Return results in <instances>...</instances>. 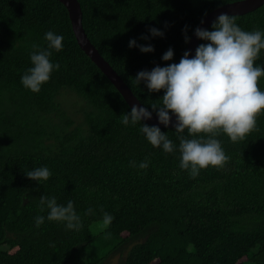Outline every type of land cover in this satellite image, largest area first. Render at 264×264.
I'll return each instance as SVG.
<instances>
[{
  "label": "trees",
  "instance_id": "16d2710c",
  "mask_svg": "<svg viewBox=\"0 0 264 264\" xmlns=\"http://www.w3.org/2000/svg\"><path fill=\"white\" fill-rule=\"evenodd\" d=\"M78 1L92 44L152 111L165 90L149 93L137 73L178 64L188 50L185 35L191 40L209 14L242 0ZM231 17L243 31L264 33V5ZM151 28L163 36L153 37ZM48 31L64 38L49 57L60 68L33 93L21 77L33 67V45L47 49ZM133 39L154 51L130 48ZM170 48L173 59L164 61ZM255 63L264 67V49ZM258 87L264 91V76ZM66 94L79 100L74 114L61 101ZM130 111L78 45L62 3L0 0V264H107L117 254L122 264H264V111L237 142L222 131L193 137L160 128L175 146L171 153L152 146L140 123L121 122ZM179 136L215 138L230 159L192 178L180 167ZM39 167L50 170L49 180L26 177ZM42 195L63 206L72 200L82 227L48 221ZM104 213L111 223L94 232ZM37 216L45 217L38 228Z\"/></svg>",
  "mask_w": 264,
  "mask_h": 264
},
{
  "label": "clouds",
  "instance_id": "9594fccd",
  "mask_svg": "<svg viewBox=\"0 0 264 264\" xmlns=\"http://www.w3.org/2000/svg\"><path fill=\"white\" fill-rule=\"evenodd\" d=\"M203 22V21H202ZM214 30L208 31L197 27L195 36L207 44H200L195 50V56L189 58L185 51L179 63L166 67L156 66L151 71L143 70L137 73L135 81L138 85L144 83L148 92L165 90L158 103L147 107L132 105L131 111L122 116V123L141 124L140 131L154 147H161L165 152L174 151V144L162 133L157 126L142 124V120L152 119L153 112L159 123L167 127L171 123L169 113L176 117L174 125L177 133H184L195 137L196 134H217L222 131L232 142L244 138L256 128V118L264 111V91L258 87L259 79L264 76V67L256 65L261 50L264 49V33L260 31H243L236 23L235 17L221 13L212 24ZM153 37L163 36L156 28H151ZM187 31V26L185 28ZM48 42L47 49L34 51L30 59L33 67L27 69L21 77V83L33 93H38L41 86L49 81L50 74L60 65L50 62L51 50L57 52L62 49L63 37L52 31L45 33ZM148 39V37H141ZM190 38L185 35V43ZM129 47H138L142 53H150L154 48L149 44L139 45L136 40H130ZM173 50H167L162 59H173ZM179 151L181 153L180 167L190 169V176L195 178L200 169L209 166L222 167L230 157L222 150L221 143L215 138L188 139L179 136ZM141 169L148 167L147 162L139 164ZM26 177L32 181H47L52 173L47 167L35 168L27 172ZM41 211L44 207L49 210L47 220L65 222L67 230H79L82 227L81 218L74 210L72 200L67 206L59 205L55 197H40ZM86 214H92L88 209ZM113 217L104 213L105 225L111 223ZM45 221L44 216L35 218L36 227Z\"/></svg>",
  "mask_w": 264,
  "mask_h": 264
},
{
  "label": "water",
  "instance_id": "95a60500",
  "mask_svg": "<svg viewBox=\"0 0 264 264\" xmlns=\"http://www.w3.org/2000/svg\"><path fill=\"white\" fill-rule=\"evenodd\" d=\"M57 1L62 3L69 13L72 29L80 48L90 57V59L98 66V68L116 87V89L123 96L130 108L132 107V105L145 107L137 99V97L118 75V73L102 57V55L88 38V35L86 34L83 26V11L80 2L78 0ZM263 5L264 0H242L232 4H227L209 14L198 27L207 30L217 20V17L221 13H226L230 16H243L261 8ZM200 42L201 40L198 39L193 33L187 50L190 53L189 58H193L195 56V50L199 46ZM169 115L171 117V123L167 127L159 123L158 117L154 113L152 114V119L142 121L151 126H157L159 128H175L174 125L177 122L176 117L172 113H170Z\"/></svg>",
  "mask_w": 264,
  "mask_h": 264
},
{
  "label": "rangeland",
  "instance_id": "374dc122",
  "mask_svg": "<svg viewBox=\"0 0 264 264\" xmlns=\"http://www.w3.org/2000/svg\"><path fill=\"white\" fill-rule=\"evenodd\" d=\"M61 101L64 103V105L68 106V112L74 114V110L79 109L80 108V104L78 103V99L73 96V95H64L61 98ZM76 118H78L77 116H75ZM106 225L105 224H100V225H94L93 226V231L94 232H99L101 229H103ZM122 258L120 254H117L116 256L110 258V260L107 262V264H122Z\"/></svg>",
  "mask_w": 264,
  "mask_h": 264
}]
</instances>
